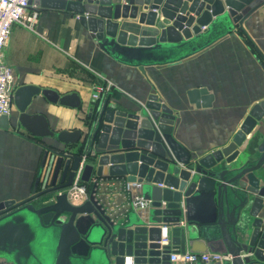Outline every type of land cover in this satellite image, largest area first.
Returning a JSON list of instances; mask_svg holds the SVG:
<instances>
[{
    "label": "water",
    "instance_id": "95a60500",
    "mask_svg": "<svg viewBox=\"0 0 264 264\" xmlns=\"http://www.w3.org/2000/svg\"><path fill=\"white\" fill-rule=\"evenodd\" d=\"M252 1L30 0L41 9L78 17L107 54L142 69L195 51L221 21L230 19L240 25L242 10ZM127 18L156 25L160 32H131L120 22ZM113 94L93 99L96 106L88 111L92 121L84 133L80 128L56 130L43 112L27 110L37 95L79 108L82 99L77 91L62 94L31 83L16 88L18 127L64 144L84 141V153L95 160L84 162L80 178L93 183L88 198L72 202L65 189L72 186L83 157L60 152L50 184L51 170L43 183L40 171L31 196L0 203V257L15 264H178L170 260L171 253L189 248L229 254L224 264H264V184L256 174L264 165V100L252 106L227 145L192 165V154L173 136V109L156 93L133 108L111 101ZM189 98L198 104L201 98L205 105L212 95L202 87L191 90ZM9 124V116L0 117V126ZM253 131L258 136L255 159L247 138ZM223 160L230 166L218 167ZM111 177L143 181L142 194L151 207L148 221L133 220L130 214L119 220V215L108 212L97 189L101 179ZM51 194L54 200L40 202ZM162 224L170 228L168 243L161 242ZM48 252L50 261L44 256Z\"/></svg>",
    "mask_w": 264,
    "mask_h": 264
},
{
    "label": "crops",
    "instance_id": "0c3cea01",
    "mask_svg": "<svg viewBox=\"0 0 264 264\" xmlns=\"http://www.w3.org/2000/svg\"><path fill=\"white\" fill-rule=\"evenodd\" d=\"M48 11L58 10L41 9L38 26L45 28L50 37L39 36L15 24L4 55L16 67L20 85L31 83L59 92L79 93L82 99L79 108L49 102L41 95L35 96L28 106V112H43L56 130L82 125L77 112L88 113L96 106L92 103L93 88L100 84L101 77H105L114 85L112 89L110 87L114 92L111 101L118 100L133 108L136 103L144 104L149 94L156 93L167 103L175 114L173 136L190 151L191 164L195 165L198 158L227 145L252 106L264 100V0H253L245 6L240 25L228 19L214 26L195 51L165 63L145 65L143 69L107 54L96 38L90 40L93 32L83 26L78 17L67 12L71 21L60 20L49 16ZM130 23L133 25L128 30L139 35H158L160 32L156 25L140 23L138 19ZM70 49L77 51V58L64 54L63 51ZM71 61L85 68L84 73L77 77H61L56 70L68 66ZM202 87L212 95L205 105L201 98L199 104L189 98L191 90ZM29 135L24 128L18 127L17 120H10L6 128L0 126V203L8 199L21 201L31 196L40 171L43 183L51 170L50 184L60 152L84 153L77 151L84 141L64 144L50 136L36 138ZM247 138L251 144V158L255 159L258 136L253 131ZM240 149L246 152L243 145ZM97 150L95 147L94 151ZM221 165L230 166L225 160L217 164L218 167ZM256 174L264 184V165L256 170ZM125 179L111 177L102 180L97 197L112 216L130 214L133 220L148 221L151 207L131 208L121 188L120 181ZM49 196V200H54V194ZM229 259H224L221 264Z\"/></svg>",
    "mask_w": 264,
    "mask_h": 264
},
{
    "label": "built area",
    "instance_id": "2783aa9c",
    "mask_svg": "<svg viewBox=\"0 0 264 264\" xmlns=\"http://www.w3.org/2000/svg\"><path fill=\"white\" fill-rule=\"evenodd\" d=\"M88 1V0H83ZM113 3H129L130 0H112ZM41 7L30 0H0V117L9 116L14 105V93L18 86L17 69L5 59L4 48L8 43L12 28L15 24L21 25L29 30L34 31V27L39 19ZM99 84L94 86L92 97L100 99L110 85ZM108 87V88H107ZM86 154L83 153V160L75 177L74 183L66 191L72 202L80 203L88 198L89 192L85 184L80 178L82 166L86 162ZM103 179L99 181V186ZM121 182V188L128 198L129 205L133 209H145L150 206V201L145 199L142 194L143 181L136 180L135 182L125 179ZM98 186V188H99ZM98 191V189H97ZM184 224V220L181 221ZM163 234L162 243L170 241L169 226L162 224ZM230 255L222 251L208 250L205 252H192L190 250L173 251L170 260L180 264H221L224 259ZM231 258V257H230Z\"/></svg>",
    "mask_w": 264,
    "mask_h": 264
},
{
    "label": "rangeland",
    "instance_id": "374dc122",
    "mask_svg": "<svg viewBox=\"0 0 264 264\" xmlns=\"http://www.w3.org/2000/svg\"><path fill=\"white\" fill-rule=\"evenodd\" d=\"M71 14V13H70ZM41 15V14H40ZM48 15L49 16H51L52 18H57V19H60V20H67V21H71L70 19V17L71 16H69V13H67V12H62V11H48ZM77 18V17H76ZM76 18H73V19H75L76 20ZM134 20L135 19H132V18H127V19H121L120 20V22L122 23V26L124 27V28H126V29H131L132 27V25H133V23L131 24L130 22H134ZM38 22H40V18L38 19ZM38 22L36 23V25H35V27H34V32L37 34V35H39V36H43V37H46V38H48V37H50L47 33H46V31H45V28H41V27H39L38 26ZM31 31H33V30H31ZM88 34H90V33H88ZM90 40L92 41L93 40V38H96V36H95V34L94 33H92V34H90ZM97 40V39H96ZM74 50L75 49H70V50H68V51H63L64 52V54L66 55V56H70V57H72L73 59H75V58H77V51L76 52H74ZM84 69L85 68H83L80 64H78L76 61H71V63H69V65L68 66H66V67H62V68H58V70H56L57 71V73L58 74H60L61 75V77H63V78H67V77H70V76H72V77H77V76H80L81 74H83L84 73ZM63 75V76H62ZM102 80H104V82H105V84H104V86L105 85H110V87H111V89L113 88V83H110L111 81L110 80H108L107 78H100V84H103V82H102ZM110 81V82H109ZM20 82H18V86L20 85L19 84ZM23 84H26V83H23ZM22 85V84H21ZM108 88V87H107ZM111 89H109V90H107V92H105V94H103V95H106L108 92H110V91H113V90H111ZM58 91V90H57ZM114 91H116V89L114 90ZM59 92V91H58ZM60 93H65V92H60ZM87 111H78L77 113H78V116L80 117V119L82 118V125H80V126H78L77 128H82L83 129V131H86V130H88L89 129V126H90V124H91V121H92V118L91 117H89L88 116V113H86ZM18 114H19V110H18V108H17V106L14 104L13 105V109H12V112H11V116H12V119L13 120H17L18 119ZM87 132V131H86ZM51 140H55V139H51ZM80 149V148H79ZM77 150L79 153L81 152L80 150ZM86 160L88 161V162H91V161H94L95 160V158H90V157H88V156H86ZM104 179H106V178H104ZM103 179V180H104ZM74 183V182H73ZM82 183L83 184H86V187H87V190H88V192L91 190V187H92V183H93V181H90L89 183H86V182H83L82 181ZM73 185V184H72ZM68 188H66L65 190H67ZM51 196H49L48 198H47V196L46 197H44L42 200H40V202H47V201H49V199H51L50 198ZM38 203H39V201H38ZM122 217L124 218V215H120V216H118V219L119 220H121L122 219Z\"/></svg>",
    "mask_w": 264,
    "mask_h": 264
},
{
    "label": "flooded vegetation",
    "instance_id": "af4514ba",
    "mask_svg": "<svg viewBox=\"0 0 264 264\" xmlns=\"http://www.w3.org/2000/svg\"><path fill=\"white\" fill-rule=\"evenodd\" d=\"M18 87V86H17ZM15 104V103H14ZM9 118L10 120H12V116L11 114L9 115ZM61 175V173H60ZM36 203V202H35ZM49 248L46 247V251L48 250ZM44 256L46 257V260L50 261V258H51V254L48 252V253H45ZM0 264H15V262L11 259V258H8V257H0Z\"/></svg>",
    "mask_w": 264,
    "mask_h": 264
},
{
    "label": "trees",
    "instance_id": "16d2710c",
    "mask_svg": "<svg viewBox=\"0 0 264 264\" xmlns=\"http://www.w3.org/2000/svg\"><path fill=\"white\" fill-rule=\"evenodd\" d=\"M28 134H29V133H28ZM30 135H31V134H30ZM30 135H29V136H30ZM31 136H33V135H31ZM34 137L37 138L38 136H34ZM84 147H85V143L82 142V143L80 144V147H79V148H80L79 150L81 151L80 153H82V151H84Z\"/></svg>",
    "mask_w": 264,
    "mask_h": 264
},
{
    "label": "bare ground",
    "instance_id": "6f19581e",
    "mask_svg": "<svg viewBox=\"0 0 264 264\" xmlns=\"http://www.w3.org/2000/svg\"><path fill=\"white\" fill-rule=\"evenodd\" d=\"M129 261H130V259H129Z\"/></svg>",
    "mask_w": 264,
    "mask_h": 264
}]
</instances>
